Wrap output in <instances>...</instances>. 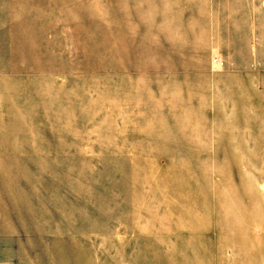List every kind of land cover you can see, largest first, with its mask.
I'll use <instances>...</instances> for the list:
<instances>
[{"label":"rangeland","instance_id":"374dc122","mask_svg":"<svg viewBox=\"0 0 264 264\" xmlns=\"http://www.w3.org/2000/svg\"><path fill=\"white\" fill-rule=\"evenodd\" d=\"M3 264H264V0H0Z\"/></svg>","mask_w":264,"mask_h":264},{"label":"crops","instance_id":"0c3cea01","mask_svg":"<svg viewBox=\"0 0 264 264\" xmlns=\"http://www.w3.org/2000/svg\"><path fill=\"white\" fill-rule=\"evenodd\" d=\"M0 264H3V262L0 261Z\"/></svg>","mask_w":264,"mask_h":264}]
</instances>
